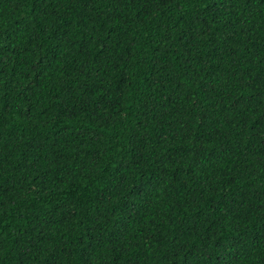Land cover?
Masks as SVG:
<instances>
[{"label": "trees", "instance_id": "1", "mask_svg": "<svg viewBox=\"0 0 264 264\" xmlns=\"http://www.w3.org/2000/svg\"><path fill=\"white\" fill-rule=\"evenodd\" d=\"M0 264H264V0H0Z\"/></svg>", "mask_w": 264, "mask_h": 264}]
</instances>
